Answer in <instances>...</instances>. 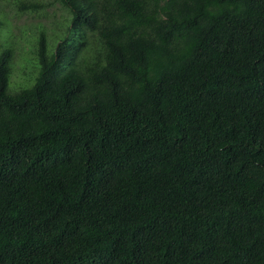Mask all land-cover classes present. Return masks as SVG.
<instances>
[{
  "label": "trees",
  "instance_id": "1",
  "mask_svg": "<svg viewBox=\"0 0 264 264\" xmlns=\"http://www.w3.org/2000/svg\"><path fill=\"white\" fill-rule=\"evenodd\" d=\"M12 4L0 264H264V0Z\"/></svg>",
  "mask_w": 264,
  "mask_h": 264
},
{
  "label": "rangeland",
  "instance_id": "2",
  "mask_svg": "<svg viewBox=\"0 0 264 264\" xmlns=\"http://www.w3.org/2000/svg\"><path fill=\"white\" fill-rule=\"evenodd\" d=\"M12 2L13 0L0 1V19L5 22V27L8 26L11 30L6 39L9 43L13 44L15 48V59L13 60V75L11 74L9 83L10 90H14L13 87H16L17 85L23 83L25 81L24 79L26 75L29 73V69H27L26 63L27 60L33 57L32 40L29 38L33 33V25L42 24L48 30L50 28L51 19L59 18L63 14L59 6L57 4H53L51 7L45 9V11L49 13V16L51 18L50 20H48L44 15H42V13L37 14L32 12H16L13 9ZM6 34L7 31L2 34V36L0 35V45L7 44L6 39H3V36H6ZM27 64H29V62Z\"/></svg>",
  "mask_w": 264,
  "mask_h": 264
}]
</instances>
